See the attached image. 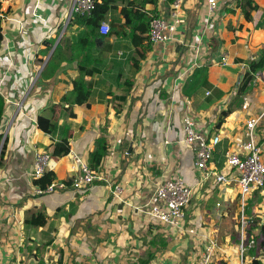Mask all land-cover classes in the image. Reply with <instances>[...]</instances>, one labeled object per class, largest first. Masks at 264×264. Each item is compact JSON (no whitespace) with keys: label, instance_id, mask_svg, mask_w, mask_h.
Returning <instances> with one entry per match:
<instances>
[{"label":"crops","instance_id":"1","mask_svg":"<svg viewBox=\"0 0 264 264\" xmlns=\"http://www.w3.org/2000/svg\"><path fill=\"white\" fill-rule=\"evenodd\" d=\"M170 3L157 0L144 9L172 25ZM69 8V0H0V80L4 76L3 93L12 100L4 101L0 120V151L6 143L0 153V264H190L210 242L216 244L214 264H239L237 188L218 186L213 176L201 180L181 120L189 114L197 130L236 138L246 120L264 113V68L238 94L248 64L259 61L264 47V0L225 2L213 15L205 0H182L169 39L150 44L137 67L128 39L97 30L91 55L97 84L87 103L73 106L61 99L80 77L82 54L62 62L52 78L40 76L52 54L48 43L74 42L82 31L67 28ZM119 10H109L101 22L123 23ZM223 112L229 115L219 124ZM38 117L50 120L54 136L40 131ZM256 132L264 145V115ZM62 136H69V153L54 157L53 143ZM98 139L107 147L97 167L102 180L82 192L37 194L31 178L36 153H50L48 171L69 184L76 175L72 154L90 165ZM226 145L214 155L220 166ZM176 176L193 194L180 225L170 227L145 212L156 186ZM114 184L122 188L120 197L112 193ZM38 212L45 225L25 223ZM251 260L246 256L245 263Z\"/></svg>","mask_w":264,"mask_h":264},{"label":"built area","instance_id":"2","mask_svg":"<svg viewBox=\"0 0 264 264\" xmlns=\"http://www.w3.org/2000/svg\"><path fill=\"white\" fill-rule=\"evenodd\" d=\"M238 0H205L209 15H213L222 3H233ZM70 8L66 22L72 14L88 15L94 9V0H69ZM182 0H173L170 3V16L175 22L168 25L163 18L153 17L149 23L147 39L150 44L165 43L170 32L175 29L180 12ZM109 24L100 22L98 32L101 36H108ZM3 79L0 80V94L5 103L12 102L10 96H4ZM209 94V93H207ZM264 113L255 118L246 120L240 136L229 138L221 132L207 134L196 129L195 123L189 114L182 117L183 142L194 147V167L198 176L205 182L211 176L215 178L218 186L234 184L238 192L239 237L237 250L239 264H245L246 254L254 247L255 240L246 236L249 218L247 216L248 202L257 190L264 188V145L257 135L258 124ZM222 143L227 144L223 153L221 166L214 155ZM51 155L48 152L36 153L33 160L31 178L33 181L41 178L49 168ZM73 170L76 175L69 184L53 181L44 190L38 189L37 194H51L57 191L72 190L82 192L94 182L102 180L98 169H93L83 162L76 154H72ZM112 193L116 197L122 194V188L114 184ZM193 190L187 186L183 179L176 176L160 183L153 192V204L145 212L151 219L161 224L178 227L185 216V209L192 199ZM247 227V228H246ZM216 244H210L196 262L190 264H214Z\"/></svg>","mask_w":264,"mask_h":264},{"label":"trees","instance_id":"3","mask_svg":"<svg viewBox=\"0 0 264 264\" xmlns=\"http://www.w3.org/2000/svg\"><path fill=\"white\" fill-rule=\"evenodd\" d=\"M173 0H170L172 2ZM94 9L88 15L72 14L70 17L67 28L77 26L82 29L78 34L77 39L72 42L69 37L60 38L52 51L50 59L46 66L42 70L40 76L43 79L52 78L58 71L62 62L71 63L74 61L73 55L78 52L83 55V61L78 64L77 68L80 77L72 82V90L64 97L61 102L73 106L77 102L87 103L92 95V90L97 84L93 80V76L99 73L98 69L94 67V58L91 60V55L94 53V34L99 28L100 22L104 19V16L109 10L120 9V14L123 17V23L110 24V31L108 36L117 38L128 39L131 46L134 47V55L130 56L132 66L137 67L138 62L145 57V54L150 50V43L147 39V33L149 30V23L153 17H157L156 14L148 13L144 7L147 4L156 5L157 0H94ZM121 7V8H118ZM247 15V13H246ZM1 18H0V40H1ZM55 41L52 40L48 43L47 50H52ZM140 49V52H136V48ZM137 53L138 58H135ZM69 54V55H68ZM69 56V57H68ZM259 61L257 63L250 62L248 64L249 71L244 75L243 80L238 88V94H243L246 91V86L252 78V74L258 70L264 68V47L258 52ZM196 75V74H195ZM88 78V79H84ZM193 81V80H192ZM205 81H203V84ZM130 88V87H129ZM128 88V89H129ZM191 88V87H190ZM189 89L186 88V90ZM124 100V98H120ZM4 109V100L0 96V120ZM229 112H223L222 118L219 124L228 117ZM70 117H74L72 112L69 113ZM219 124L217 125L219 127ZM37 126L44 134L54 136L56 129L50 124V120L45 117L37 118ZM6 143L3 142L0 153H3ZM106 145L102 139H98L94 145V149L90 152V167L97 169L99 162L106 151ZM69 153V136H62L60 139L53 143L51 155L54 157L65 156ZM55 181L54 174L47 171L41 178L35 180L33 184L41 190H44L49 184ZM261 190L254 192L253 197L260 193ZM25 223L32 227H41L46 223L45 214L38 212L32 214ZM254 230H259L257 240L261 239L260 248L264 249V223L260 224L259 219H251L248 228L246 230L247 236L251 238V234ZM253 249L249 252L253 254ZM258 251L255 253L257 256L251 260L250 264H263L258 258ZM252 256V255H251Z\"/></svg>","mask_w":264,"mask_h":264},{"label":"rangeland","instance_id":"4","mask_svg":"<svg viewBox=\"0 0 264 264\" xmlns=\"http://www.w3.org/2000/svg\"><path fill=\"white\" fill-rule=\"evenodd\" d=\"M248 204L249 205H248V209H247V212H246L247 216L249 218L248 225H249V222L251 221V219H256V218L257 219H259V218L261 219L262 218L263 219L262 221L264 223V190H262L256 196L252 197ZM257 216H259V218ZM245 232H246V230H245ZM258 234H259V230H254L252 232V234H251V236H252L251 238H253L255 240V244H254V247H253L254 248L253 249V254H251L250 252H248L246 254V256H248V261H250L251 259H254L255 257H253V256H257V255H255V253L257 251L259 252L258 253V257H260V259H262L264 261V249L260 248L261 239H258V240L256 239ZM234 235H235L234 241H235V243L237 245L238 237H239V226H238V224H237V232H235ZM246 236H247V233H246ZM235 254L238 255V259H239V253H238L237 247H236V250H235Z\"/></svg>","mask_w":264,"mask_h":264},{"label":"water","instance_id":"5","mask_svg":"<svg viewBox=\"0 0 264 264\" xmlns=\"http://www.w3.org/2000/svg\"><path fill=\"white\" fill-rule=\"evenodd\" d=\"M54 48H55V46H53L52 51H53ZM52 51H51V53H52Z\"/></svg>","mask_w":264,"mask_h":264}]
</instances>
